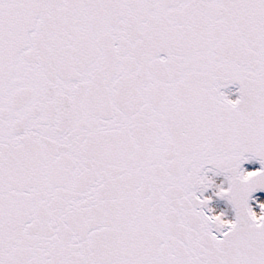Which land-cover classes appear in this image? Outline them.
Segmentation results:
<instances>
[{"label": "snow or ice", "instance_id": "snow-or-ice-1", "mask_svg": "<svg viewBox=\"0 0 264 264\" xmlns=\"http://www.w3.org/2000/svg\"><path fill=\"white\" fill-rule=\"evenodd\" d=\"M262 193L264 0H0V264H264Z\"/></svg>", "mask_w": 264, "mask_h": 264}, {"label": "bare ground", "instance_id": "bare-ground-1", "mask_svg": "<svg viewBox=\"0 0 264 264\" xmlns=\"http://www.w3.org/2000/svg\"><path fill=\"white\" fill-rule=\"evenodd\" d=\"M257 167V163H255V162H252V163H250V165H249V170H252V169H254V168H256ZM223 179V177H218L217 178V181L219 182L220 180H222ZM211 193V190H209V194ZM220 202H218V200H217V198H214V200H213V202H212V205L214 206V207H216L217 208V210H220L222 207L220 206V204H219ZM226 206V208L228 209V211H229V216H231L232 215V209L229 207V205H225ZM228 206V207H227Z\"/></svg>", "mask_w": 264, "mask_h": 264}, {"label": "rangeland", "instance_id": "rangeland-1", "mask_svg": "<svg viewBox=\"0 0 264 264\" xmlns=\"http://www.w3.org/2000/svg\"><path fill=\"white\" fill-rule=\"evenodd\" d=\"M219 204H220V206H221L222 208H226L224 202L221 201ZM226 209H227V208H226ZM227 211H228V209H227ZM257 211H259V208H258V207H257ZM228 215H229V211H228Z\"/></svg>", "mask_w": 264, "mask_h": 264}, {"label": "water", "instance_id": "water-1", "mask_svg": "<svg viewBox=\"0 0 264 264\" xmlns=\"http://www.w3.org/2000/svg\"><path fill=\"white\" fill-rule=\"evenodd\" d=\"M233 88H235V86H233ZM257 162H258V161H257ZM246 163H248V162H245V164H246ZM258 163H259V162H258ZM245 164H244V165H245ZM259 167H260V164H259Z\"/></svg>", "mask_w": 264, "mask_h": 264}]
</instances>
